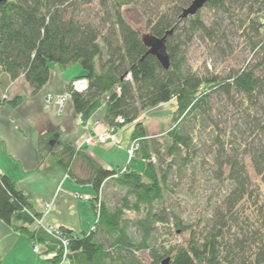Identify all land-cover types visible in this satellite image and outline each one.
Returning a JSON list of instances; mask_svg holds the SVG:
<instances>
[{
    "label": "trees",
    "instance_id": "obj_1",
    "mask_svg": "<svg viewBox=\"0 0 264 264\" xmlns=\"http://www.w3.org/2000/svg\"><path fill=\"white\" fill-rule=\"evenodd\" d=\"M148 1L0 3V73L12 80L23 76L36 94L49 81L52 64L62 69L79 64L84 74L77 77H87L88 88L71 98L82 122L108 95L104 119L109 130L131 123V142L139 143L133 158L143 161L140 171L130 162L109 168L70 141L44 150L48 137L40 136L42 163L64 169L96 192L90 198L93 229L59 226L69 239L66 264H146L144 252L152 264L166 257L169 264H264V0H212L202 7L212 12L210 20L202 8L181 17L192 0H163L144 12L149 40L124 12L128 6L142 9ZM235 34L243 40L245 57L228 66L227 74L190 64L195 38L205 41L210 56L228 60ZM160 39L168 67L150 52L151 42ZM21 100L0 97V104L15 106ZM169 102L176 103L170 128L152 135L142 112ZM225 103L234 109L231 115L220 106ZM196 179L212 187L216 203L212 207L210 199L207 211L204 207L202 216L186 223L176 200ZM42 215L0 172V218L42 243L45 253L58 252L52 261L59 264L62 239L37 224ZM164 226L189 236L183 243L159 241Z\"/></svg>",
    "mask_w": 264,
    "mask_h": 264
},
{
    "label": "crops",
    "instance_id": "obj_2",
    "mask_svg": "<svg viewBox=\"0 0 264 264\" xmlns=\"http://www.w3.org/2000/svg\"><path fill=\"white\" fill-rule=\"evenodd\" d=\"M82 74L84 71L79 64L65 69L52 64L49 81L39 92L32 94L23 76L12 80L7 73H0V97L9 101L22 97L15 106L0 104V172L14 180L31 204L43 212L44 224L64 226L77 232L94 227L95 212L89 201L95 194L94 189L90 184L77 183L60 167L48 169L40 159V136L48 137V142L42 146L44 150L58 148L60 142L70 141L100 164L114 168V163H123L126 159V164L129 163L127 150L133 132L121 128L115 132L116 142L88 143L89 134L109 130L104 119L108 95L103 96L86 124L72 98L62 107L46 99L48 93H64L70 81ZM46 202H51V207L42 210ZM36 227L33 224L30 228ZM35 244L40 252L34 251ZM52 254L45 253L42 243L18 230L14 223L8 224L0 218L2 264H53Z\"/></svg>",
    "mask_w": 264,
    "mask_h": 264
},
{
    "label": "rangeland",
    "instance_id": "obj_3",
    "mask_svg": "<svg viewBox=\"0 0 264 264\" xmlns=\"http://www.w3.org/2000/svg\"><path fill=\"white\" fill-rule=\"evenodd\" d=\"M163 0H150L140 9L136 6H128L125 8V15L127 19L139 30L140 34L146 38L151 39L150 36V28L147 23L146 13L145 11H150L151 9L156 8ZM165 1V0H164ZM201 14H203L206 18V20H210V15L212 14L211 11H209L208 8L204 7L201 10ZM218 19H221V15L218 16ZM261 18V16H260ZM264 21V14L261 18ZM264 34V29H263ZM232 43L234 51L230 55V59L224 60L223 56L216 54H211V56L207 53V46L205 41L201 40L200 38H195L193 44L190 46L189 50V62L193 67H199L200 65L204 67L205 65L208 66L212 70L220 69L222 73L227 74L228 73V66L235 65L236 62L243 59L244 56V43L241 37L239 35H231ZM206 46V47H205ZM49 94V93H48ZM47 94V95H48ZM46 95V96H47ZM222 108L226 110V113L228 115H231V112H233L234 109L227 106L225 103L220 104ZM176 108L175 102H169L165 104H161L154 108H149L142 112L141 118L146 123H149L150 132L152 135H161L162 133H165L171 126V118L174 112V109ZM239 125L242 127V131L246 130V124L244 125L242 121H239ZM134 125L133 124H126L123 127V131L127 130H133ZM131 130V131H132ZM236 132V131H235ZM239 135L240 140H242V135L239 132H236ZM131 164V168L136 169L140 171L143 166V161L140 158H133L132 160H129ZM127 163V159L123 161V163L119 164H113L114 168L122 169ZM190 181L187 184L190 185V191L188 194H184L182 196V199L180 202L176 200V207L177 211L180 216L185 218L186 223H193L194 219L199 218V216H202L204 213L203 210L207 207L209 200L211 199L212 207L216 203V197L213 194L212 187L203 182L202 179H196V181ZM193 184V185H192ZM195 185V186H194ZM94 193H96L94 191ZM95 196V194H94ZM169 200V197H168ZM90 201V200H89ZM91 205V202H89ZM211 205V204H210ZM92 207V206H90ZM205 207V208H204ZM204 208V209H203ZM179 211H182L180 213ZM207 211V208L205 212ZM95 222V219L93 220ZM92 228V227H91ZM87 229L86 231H90V229ZM176 230L171 227H161L160 228V235H159V241H162L164 239H171L172 242L170 243H183L189 236L188 233H185L183 235H180L179 232H175ZM167 233V234H166ZM176 233V234H175ZM43 249V247H42ZM44 255V254H40ZM142 257L145 259L146 264H152L151 259L147 252L141 253ZM48 264H51L48 262Z\"/></svg>",
    "mask_w": 264,
    "mask_h": 264
},
{
    "label": "built area",
    "instance_id": "obj_4",
    "mask_svg": "<svg viewBox=\"0 0 264 264\" xmlns=\"http://www.w3.org/2000/svg\"><path fill=\"white\" fill-rule=\"evenodd\" d=\"M128 78H131V74L128 75ZM88 83H89L88 78L85 76L75 77L70 81L68 88L65 90L64 93H62V94L49 93L46 96V99L49 102H55L62 107L67 100L71 99L72 93L74 91H78V92L85 91L88 88ZM119 121L124 122V119L119 118ZM116 139H117L116 133L114 132L113 129H111V130H107V131H103V132L91 133L87 136L86 141L88 143H105L108 140L116 142ZM138 147H139L138 142H136V141L131 142V144L128 148L129 159H132L133 157H135V153H136ZM50 207H51V202H46L44 204L42 210L48 209ZM36 221H37V224L39 226H41L42 228H44V230L48 234L56 235L60 239H62L64 247L62 248V251H61V258H60L59 264H66L68 254L70 253L69 239L62 233V230L58 226H55L54 224H44L42 218H38ZM34 251L40 252L39 246L37 244H35V246H34ZM57 253L53 252L52 256L56 257Z\"/></svg>",
    "mask_w": 264,
    "mask_h": 264
},
{
    "label": "water",
    "instance_id": "obj_5",
    "mask_svg": "<svg viewBox=\"0 0 264 264\" xmlns=\"http://www.w3.org/2000/svg\"><path fill=\"white\" fill-rule=\"evenodd\" d=\"M4 1H7V0H0V3L4 2ZM210 1H212V0H192L191 4L188 7L184 8L181 17L185 18L189 15L196 14L199 9H201L206 3L210 2ZM163 45H164L163 39L155 40V41L151 42L150 52L152 54H155L159 58V60L163 63V65L165 67H168L169 66V60H168V57L166 56V54H164L162 52ZM170 260H171L170 257H166L159 264H169Z\"/></svg>",
    "mask_w": 264,
    "mask_h": 264
}]
</instances>
